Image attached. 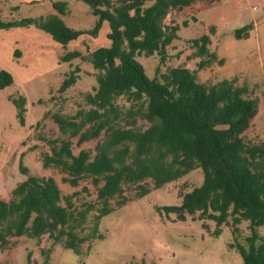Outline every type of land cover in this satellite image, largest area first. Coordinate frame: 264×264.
<instances>
[{"label": "trees", "instance_id": "16d2710c", "mask_svg": "<svg viewBox=\"0 0 264 264\" xmlns=\"http://www.w3.org/2000/svg\"><path fill=\"white\" fill-rule=\"evenodd\" d=\"M81 1L95 18L89 29L67 27L59 15L69 13L68 2L48 0L57 14L0 20V30L34 26L65 48L82 35L97 37L107 24L108 47L87 56L69 51L60 58L64 62L80 58L97 72L87 96L94 107L78 110L71 117L52 114L60 133L68 138L49 141V151L40 154L41 167L57 170L63 183L76 188L81 181L90 180L95 199L77 204L81 193L89 194L87 187L62 194L52 177L30 175L20 164L25 178L11 191L10 199H0V250L24 237L36 246L47 240L48 247L39 249L41 264H49L56 246L85 257L91 242L103 237L102 219L129 202L126 190L141 198L198 169L203 176L200 186L183 194L179 205L156 210L182 221L191 216L208 233L207 222H213L214 237L227 227L232 239L229 247L239 254L241 263L264 264V144L246 142L243 136L257 114L258 98L247 85H236L235 78L213 84L198 80V71L224 64L210 49L213 27L189 41L194 71L165 67L180 27L198 22L193 17L166 22L169 14L217 0ZM233 36L247 39L248 29L233 30ZM140 57L157 58L152 77L146 75ZM79 72L78 67L69 71L59 91L73 86ZM12 83V75L0 69V91ZM9 99L23 123L25 98ZM118 100L128 105L132 124L119 122L123 113ZM138 120L146 127H137ZM72 138H77L78 145L97 141L92 150L81 148L75 153ZM27 264H33L30 254Z\"/></svg>", "mask_w": 264, "mask_h": 264}, {"label": "rangeland", "instance_id": "374dc122", "mask_svg": "<svg viewBox=\"0 0 264 264\" xmlns=\"http://www.w3.org/2000/svg\"><path fill=\"white\" fill-rule=\"evenodd\" d=\"M63 1L68 2L70 10L69 15L64 16L67 27L84 30L94 25L95 18L83 1ZM218 3L213 10L224 12L219 18L218 30L211 35L210 49L223 58L224 64L198 71L197 78L207 84L235 78L236 85L250 87L258 98V109L243 136L246 142L264 144V0H219ZM51 8L50 3H45L42 7L31 8V12L34 17L47 16L52 13ZM24 10L21 14L18 12L20 17ZM12 17L17 20L19 16ZM173 17L171 14L166 22ZM0 20L14 21L9 16L0 17ZM243 28L248 29V38L235 39L233 30ZM203 32L207 33L206 28L198 22H190L187 28L180 27L165 67H185L194 71L195 59L189 41ZM107 33L108 26L104 23L97 37L82 35L63 48L34 26L0 30V69L13 77L12 85L0 91V199H10L11 191L25 178L19 171L20 164L30 175L52 177L62 194L69 195L87 187L89 194L81 193L77 204L95 199L90 180L81 181L76 188L63 183L57 170L41 167L40 154L49 151V141L68 138L60 133L52 114L71 117L78 110L94 107L87 102V96L95 86L97 72L80 58L71 62L60 58L69 51L77 50L87 56L97 48L108 47ZM139 61L146 75L152 77L158 65L157 58L140 57ZM75 67L80 70L76 83L60 92L65 75ZM20 96L25 98L23 123L17 118V109L9 99ZM116 104L123 113L121 125L132 124L133 120L127 114L128 105L121 100ZM136 126L143 129L146 123L138 120ZM71 141L76 153L81 148L92 150L97 140L80 145L77 138ZM202 181V173L197 169L141 198H136L133 190H126L129 202L102 219L100 233L103 237L91 242L85 257L56 246L49 264H242L239 254L229 247L232 242L229 228L222 227L220 235L214 237L211 234L216 228L213 222H207L208 233L201 227V222L191 216L187 215L182 221L174 214L166 217L156 210L157 207L179 205L180 197L200 186ZM193 217L197 219V215ZM245 227V223L240 226L243 235H246ZM261 233L264 234V228ZM48 245L46 239L40 246L24 237L16 239L0 250V264H27L28 254L33 264H41L43 258L39 249Z\"/></svg>", "mask_w": 264, "mask_h": 264}, {"label": "crops", "instance_id": "0c3cea01", "mask_svg": "<svg viewBox=\"0 0 264 264\" xmlns=\"http://www.w3.org/2000/svg\"><path fill=\"white\" fill-rule=\"evenodd\" d=\"M218 2H219V0L211 2V3L198 2V3H195L191 6L183 9L182 11H180V12H182V14H176V11L171 12V14H173V16H174L172 18V20H174L176 22L177 21L181 22L183 20H186L189 17H193L198 21V23L202 24L204 26V28L213 27L215 29V33H216V31L218 30V27L221 23L219 21V18H220V16H222V14L224 12V11L223 12H216L215 10H213L214 9L213 7H216V5L219 4ZM45 3H49L48 0H0V17L9 16L11 20H15V18H16V17L15 18L12 17L13 15L19 16L17 20H20L22 18H36V17H39V15L34 17L32 15L31 8L42 7ZM23 9H25L26 11L24 10L25 11V12H23L24 15L22 17H20L19 14H21L20 12ZM6 10H8L7 14L5 13ZM222 10H224V9H222ZM14 12H16V13L13 14ZM18 12H19V14H18ZM205 12H208V13H205ZM51 14H56V13L52 10ZM171 14H169V16ZM41 16H46V15H41ZM59 17L64 22V16L59 15ZM179 22H177V23H179Z\"/></svg>", "mask_w": 264, "mask_h": 264}]
</instances>
